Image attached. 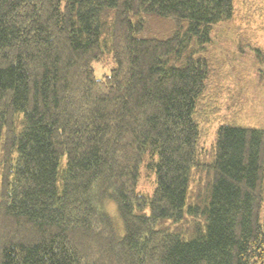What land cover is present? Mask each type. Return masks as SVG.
Segmentation results:
<instances>
[{
  "label": "trees",
  "instance_id": "obj_1",
  "mask_svg": "<svg viewBox=\"0 0 264 264\" xmlns=\"http://www.w3.org/2000/svg\"><path fill=\"white\" fill-rule=\"evenodd\" d=\"M246 48L264 0H0V264H264Z\"/></svg>",
  "mask_w": 264,
  "mask_h": 264
},
{
  "label": "rangeland",
  "instance_id": "obj_2",
  "mask_svg": "<svg viewBox=\"0 0 264 264\" xmlns=\"http://www.w3.org/2000/svg\"><path fill=\"white\" fill-rule=\"evenodd\" d=\"M218 39V38H217ZM215 40L212 44L215 45L217 44L218 40ZM223 48V46H218ZM211 49H216L215 46H213ZM225 50V46L224 49ZM244 53L246 54L245 56V63L244 64H240L239 60L240 59L239 55H235V57L237 58L236 60H233L232 63L234 65H239L240 67L244 68L245 64L247 63V65H249V71L251 73V75H255V70H257V62L252 58V55L254 57L252 48L251 49H245ZM255 59V58H254ZM94 74L95 77L97 78H103V76L105 74H108V70L109 68L106 67L104 70L100 68L99 65H97L95 63L94 65ZM256 75L255 78L254 76L251 77V79L249 78L248 80H252L253 82H255L256 84H260V82H263L261 80H264V76L259 77L258 80L256 79ZM256 80V81H255ZM258 87V86H255ZM244 90V88H242ZM242 92H240V94L238 95L237 99L239 98V100L242 101H248L246 102V104L244 103V105L242 103H238L239 105L241 104V110L238 112V114L236 115V117L233 119V115L231 113L232 109L228 108L224 111V109H222V113L223 115L220 116L218 118V121L216 123H214V126L212 125L211 128V132L210 134L207 136V140H211L213 138V133H215L216 128L218 127L219 124L227 122L229 124L232 125H236V126H240V127H248V128H256L259 129L261 127H264V83L261 84L258 89H256L255 91L253 90H245V98L242 96L241 94Z\"/></svg>",
  "mask_w": 264,
  "mask_h": 264
}]
</instances>
